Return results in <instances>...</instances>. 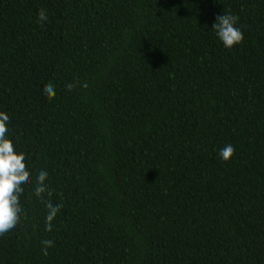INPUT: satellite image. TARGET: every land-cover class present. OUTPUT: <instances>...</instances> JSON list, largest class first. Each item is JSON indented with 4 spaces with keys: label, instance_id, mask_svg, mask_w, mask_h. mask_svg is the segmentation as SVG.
<instances>
[{
    "label": "trees",
    "instance_id": "obj_1",
    "mask_svg": "<svg viewBox=\"0 0 264 264\" xmlns=\"http://www.w3.org/2000/svg\"><path fill=\"white\" fill-rule=\"evenodd\" d=\"M0 111L61 205L0 264H264V0H0Z\"/></svg>",
    "mask_w": 264,
    "mask_h": 264
},
{
    "label": "clouds",
    "instance_id": "obj_2",
    "mask_svg": "<svg viewBox=\"0 0 264 264\" xmlns=\"http://www.w3.org/2000/svg\"><path fill=\"white\" fill-rule=\"evenodd\" d=\"M38 19L41 23L47 21L45 10L38 12ZM239 17L231 12H224L216 16L211 29L214 31L216 39L226 49H231L234 45L240 44L243 39V32L238 26ZM72 84H68L70 90ZM86 87V85H85ZM56 90L54 85H49L44 92L46 99H53ZM10 116L4 111H0V240H3L15 233L25 219V210L22 204L26 192H30L45 205L46 214L44 217L45 231L52 230V221L60 210V204H53L47 200L50 194L46 180L48 172L40 170L35 178L29 171L26 155L16 150L14 141L10 133ZM234 147L226 144L218 150L221 160L227 161L234 154ZM45 246L42 251L47 254V248L52 246L51 240L42 241Z\"/></svg>",
    "mask_w": 264,
    "mask_h": 264
}]
</instances>
